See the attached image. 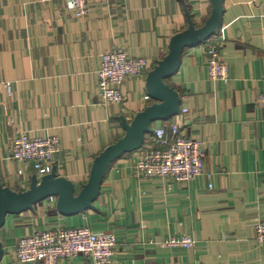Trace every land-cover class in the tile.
<instances>
[{
  "label": "crops",
  "instance_id": "0c3cea01",
  "mask_svg": "<svg viewBox=\"0 0 264 264\" xmlns=\"http://www.w3.org/2000/svg\"><path fill=\"white\" fill-rule=\"evenodd\" d=\"M87 4L88 14L78 17L63 0H0V185L13 191H27L36 176L10 158L15 138L26 133L60 139L54 168L78 195L95 159L124 137L122 119L130 122L155 103L145 100L147 79L128 78L120 87L125 101L104 104L102 55L123 48L146 58L151 71L168 55L172 39L188 29V13L198 29L212 12V0ZM211 42L230 67L227 84L209 79L205 48ZM166 84L180 94L181 112L153 127L178 124L182 135L204 141L213 187L206 175L187 183L139 176L135 165L144 143L112 164L94 209L63 216L52 197L8 216L0 230V264H16L23 237L79 227L115 234L112 264H264L255 230L264 222V109L257 104L264 94V0H224L216 35L186 48ZM183 237L195 246L161 247ZM59 264L94 262L80 255Z\"/></svg>",
  "mask_w": 264,
  "mask_h": 264
},
{
  "label": "built area",
  "instance_id": "2783aa9c",
  "mask_svg": "<svg viewBox=\"0 0 264 264\" xmlns=\"http://www.w3.org/2000/svg\"><path fill=\"white\" fill-rule=\"evenodd\" d=\"M68 10L78 17H85L89 7L87 0H63ZM208 76L211 81L227 84L231 80L230 67L220 53L218 43H208L205 48ZM150 72L146 58H135L123 48L105 52L102 55L99 77V97L104 104H122L125 101L120 87L128 78L147 79ZM11 93L12 84L6 83ZM145 100L149 101L148 95ZM264 109V94L257 99ZM183 112H186L184 110ZM205 142L182 135L178 124L153 127L152 134L145 138V146L135 165L137 174L144 177H157L171 182L187 183L206 175L212 188L213 174L205 169ZM60 152V139L30 138L20 133L14 140L10 158L32 170L37 177H44L53 171L55 160ZM25 171L18 172L22 177ZM256 243L264 246V222H257ZM117 238L113 233H94L87 227L56 229L35 232L19 240L16 251V264H59L62 259L80 255L90 258L94 264H112ZM191 237L170 238L161 243L162 248H193Z\"/></svg>",
  "mask_w": 264,
  "mask_h": 264
},
{
  "label": "water",
  "instance_id": "95a60500",
  "mask_svg": "<svg viewBox=\"0 0 264 264\" xmlns=\"http://www.w3.org/2000/svg\"><path fill=\"white\" fill-rule=\"evenodd\" d=\"M223 14L224 0H212L209 19L202 28L197 29L188 13V29L172 39L168 55L147 76V95L155 103L138 113L130 122L122 119L124 137L107 147L95 159L89 180L78 195H75V185L70 180L59 177L56 168L40 180L34 176L30 188L25 192H16L0 185V230L5 227L8 216L31 211L36 205L52 197L57 198V208L63 216H75L94 209L102 183L112 164L124 155L140 150L146 136L152 134L154 124L168 121L180 114V94L167 85L166 81L179 70L186 48L199 46L216 35L221 27ZM4 254V245L0 240V263Z\"/></svg>",
  "mask_w": 264,
  "mask_h": 264
},
{
  "label": "rangeland",
  "instance_id": "374dc122",
  "mask_svg": "<svg viewBox=\"0 0 264 264\" xmlns=\"http://www.w3.org/2000/svg\"><path fill=\"white\" fill-rule=\"evenodd\" d=\"M87 2H88V0H87ZM67 8V7H66ZM68 9V8H67ZM70 11V10H69ZM72 12V11H71ZM75 14V13H74ZM153 129V128H152Z\"/></svg>",
  "mask_w": 264,
  "mask_h": 264
}]
</instances>
